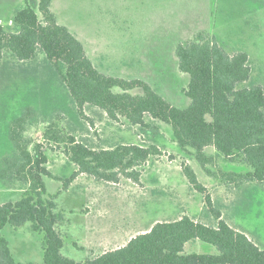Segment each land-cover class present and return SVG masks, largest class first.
Masks as SVG:
<instances>
[{
    "label": "rangeland",
    "instance_id": "rangeland-1",
    "mask_svg": "<svg viewBox=\"0 0 264 264\" xmlns=\"http://www.w3.org/2000/svg\"><path fill=\"white\" fill-rule=\"evenodd\" d=\"M27 1L38 9V0H0V24L6 30H14L15 11ZM52 9L59 22L84 43L100 70L146 80L178 107L190 104L184 92L190 76L179 68L176 47L199 33L216 38L231 54L247 51L251 82L264 88V0H53ZM85 113L88 118L79 114L42 51L29 61L4 52L0 58V170L2 158L16 151L12 130L21 136L23 149L34 153L41 147L53 176L43 175L45 190L38 191L56 203L64 256L85 261L124 246L158 221L177 220L185 214L216 224L204 193L186 178L184 164L196 171L222 217L264 248V182L248 177L254 168L240 156L230 160L210 146L199 157L191 147L181 149L173 127L159 120L148 118L150 126L142 127L123 117L113 120L95 106L87 105ZM70 137L95 149L155 144L160 153L137 168L139 181L125 174L117 180L99 179L79 172L70 160L66 153ZM30 190V182L0 178V203L16 201ZM2 234L18 261L44 263L45 234L34 231L31 223L8 224ZM185 252L217 253L218 248L197 239L186 244Z\"/></svg>",
    "mask_w": 264,
    "mask_h": 264
},
{
    "label": "trees",
    "instance_id": "trees-1",
    "mask_svg": "<svg viewBox=\"0 0 264 264\" xmlns=\"http://www.w3.org/2000/svg\"><path fill=\"white\" fill-rule=\"evenodd\" d=\"M52 3L38 0L36 9L27 1L15 11L14 30L8 31L0 24V58L8 50L17 60L29 61L42 51L83 118H88L85 107L89 105L100 108L113 120L123 117L142 127L150 126L148 118L162 121L173 127L181 149L191 147L204 157L205 149L212 146L230 160L240 156L254 168L248 177L264 182V88L251 82L247 51L231 54L216 38L202 33L194 40L178 43L179 68L190 76L184 89L190 104L181 108L146 80L101 71L84 43L59 22ZM138 88L142 92L133 93ZM18 120L23 121L21 117ZM10 136L16 151L2 158L0 178L30 182L31 190L16 201L0 203V264H23L15 258L2 231L8 224L21 227L26 223L45 234L43 264H264V248L222 217L189 164H184L183 172L190 185L204 193L216 224L185 214L177 220L158 221L124 246L85 261L64 256L65 242L56 228V203L38 191L45 190L43 175L53 176L45 166L47 156L40 146L34 153L23 149L21 136L13 130ZM66 153L79 172L106 180H117L119 174H125L139 181L141 172L137 168L160 149L155 144L135 143L95 149L70 137ZM71 178L74 175L65 182L66 188ZM197 239L213 244L218 252H185L186 244Z\"/></svg>",
    "mask_w": 264,
    "mask_h": 264
},
{
    "label": "crops",
    "instance_id": "crops-1",
    "mask_svg": "<svg viewBox=\"0 0 264 264\" xmlns=\"http://www.w3.org/2000/svg\"><path fill=\"white\" fill-rule=\"evenodd\" d=\"M102 71V70H101ZM104 72V71H103ZM105 73V72H104ZM208 148V147H207ZM245 233L249 236L250 234L245 231Z\"/></svg>",
    "mask_w": 264,
    "mask_h": 264
}]
</instances>
